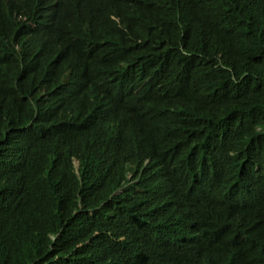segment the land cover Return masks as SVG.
Instances as JSON below:
<instances>
[{
  "label": "trees",
  "instance_id": "trees-1",
  "mask_svg": "<svg viewBox=\"0 0 264 264\" xmlns=\"http://www.w3.org/2000/svg\"><path fill=\"white\" fill-rule=\"evenodd\" d=\"M8 39L0 264H264V0H0Z\"/></svg>",
  "mask_w": 264,
  "mask_h": 264
},
{
  "label": "clouds",
  "instance_id": "clouds-1",
  "mask_svg": "<svg viewBox=\"0 0 264 264\" xmlns=\"http://www.w3.org/2000/svg\"><path fill=\"white\" fill-rule=\"evenodd\" d=\"M32 51V50H31ZM26 45L20 40L11 39L0 42V75H8L10 79L19 77L26 70ZM35 57L32 52V63ZM77 169L79 164L77 163Z\"/></svg>",
  "mask_w": 264,
  "mask_h": 264
}]
</instances>
